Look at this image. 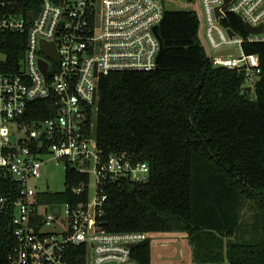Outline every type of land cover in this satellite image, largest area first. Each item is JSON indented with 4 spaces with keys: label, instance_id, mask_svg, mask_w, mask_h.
<instances>
[{
    "label": "built area",
    "instance_id": "2783aa9c",
    "mask_svg": "<svg viewBox=\"0 0 264 264\" xmlns=\"http://www.w3.org/2000/svg\"><path fill=\"white\" fill-rule=\"evenodd\" d=\"M38 2L33 18L9 13L0 3V33L25 35L18 70L0 73V230L13 239L7 264H75L72 257L82 250L83 264H141L132 250L144 241L151 244L157 233L101 229L104 187L121 179L145 183L149 169L142 162L104 156L92 116L102 76L158 66L154 28L159 33L164 0ZM193 2L199 9L198 36L211 64L241 73L244 88L253 91L260 60L244 47L264 44V0ZM229 15L239 18L244 34L222 24ZM244 25L260 30L248 33ZM41 44H52L55 56ZM35 100L50 103L44 108L50 117L27 120ZM49 164L62 168L59 191L38 187ZM68 170L82 179L67 182ZM65 193L66 199L49 197Z\"/></svg>",
    "mask_w": 264,
    "mask_h": 264
},
{
    "label": "trees",
    "instance_id": "16d2710c",
    "mask_svg": "<svg viewBox=\"0 0 264 264\" xmlns=\"http://www.w3.org/2000/svg\"><path fill=\"white\" fill-rule=\"evenodd\" d=\"M9 13L32 18L38 0H0ZM244 34L239 18L222 22ZM194 11L165 10L156 69L102 76L92 120L104 156L147 164L148 181L107 184L101 229L118 233H183L191 264H264V44L245 45L260 71L253 92L241 73L211 64L198 36ZM25 35L0 33V73L16 72ZM242 92V93H241ZM27 120L50 117V103L31 102ZM51 106V105H50ZM67 182L82 178L66 171ZM71 177V178H70ZM66 199L68 194H51ZM254 202L260 225L244 238L243 202ZM11 234L0 230V264H7ZM151 263V244L132 250ZM85 251L72 257L83 264Z\"/></svg>",
    "mask_w": 264,
    "mask_h": 264
},
{
    "label": "rangeland",
    "instance_id": "374dc122",
    "mask_svg": "<svg viewBox=\"0 0 264 264\" xmlns=\"http://www.w3.org/2000/svg\"><path fill=\"white\" fill-rule=\"evenodd\" d=\"M166 10H185L198 13L199 9L193 0H164ZM0 55V60H3ZM253 92V91H252ZM44 176L39 181L38 187L42 190L48 189L59 191L63 188V171L61 167H55L49 164L43 169ZM241 221L243 224L244 238L254 236L253 224L259 226L261 221L255 210L254 202L247 199L243 202L241 208ZM165 242L164 245L159 243ZM178 242L180 244L181 261L165 260L164 257L175 255V248L171 244ZM157 243V244H153ZM191 264V247L187 243V237L183 233H162L157 234L151 242V264Z\"/></svg>",
    "mask_w": 264,
    "mask_h": 264
},
{
    "label": "water",
    "instance_id": "95a60500",
    "mask_svg": "<svg viewBox=\"0 0 264 264\" xmlns=\"http://www.w3.org/2000/svg\"><path fill=\"white\" fill-rule=\"evenodd\" d=\"M226 1H228V0H226ZM244 27H245V31L248 33L258 32V30H260V29H252L248 25H244ZM154 32H155L156 36L158 37L159 44H160L159 54L157 56V62L159 63V60H160V57L162 54V50H163V43H162V40H161L160 35L158 33L157 27L154 28ZM228 33L231 34L230 31H228ZM41 45H42V48L45 52H47L48 54H50L52 56H55V49H54L52 44H41ZM228 52L231 54L234 53V51L231 50V51H220L218 54H227ZM40 65H41L42 70L44 71L46 69V64L41 61ZM172 245L175 248V255L172 257H164V259L165 260L178 261L181 259L180 244L178 242H175ZM130 247L133 248V247H135V245H131Z\"/></svg>",
    "mask_w": 264,
    "mask_h": 264
},
{
    "label": "flooded vegetation",
    "instance_id": "af4514ba",
    "mask_svg": "<svg viewBox=\"0 0 264 264\" xmlns=\"http://www.w3.org/2000/svg\"><path fill=\"white\" fill-rule=\"evenodd\" d=\"M170 246H173L172 244ZM174 247V246H173Z\"/></svg>",
    "mask_w": 264,
    "mask_h": 264
}]
</instances>
